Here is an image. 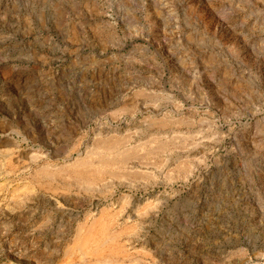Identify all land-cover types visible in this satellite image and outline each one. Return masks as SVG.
<instances>
[{"label":"rangeland","instance_id":"rangeland-1","mask_svg":"<svg viewBox=\"0 0 264 264\" xmlns=\"http://www.w3.org/2000/svg\"><path fill=\"white\" fill-rule=\"evenodd\" d=\"M0 264H264V0H0Z\"/></svg>","mask_w":264,"mask_h":264}]
</instances>
